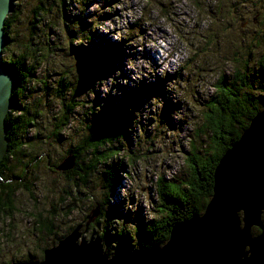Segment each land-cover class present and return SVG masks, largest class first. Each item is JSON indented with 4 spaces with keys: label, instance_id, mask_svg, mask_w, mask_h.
<instances>
[{
    "label": "rangeland",
    "instance_id": "1",
    "mask_svg": "<svg viewBox=\"0 0 264 264\" xmlns=\"http://www.w3.org/2000/svg\"><path fill=\"white\" fill-rule=\"evenodd\" d=\"M84 3L82 23L90 34L88 38L79 33L81 40L77 42H70V32L75 35L78 30L77 15L73 20L81 8L77 0H66L63 5L57 0L12 3L17 15L10 30L13 42L9 48L14 55L31 49V56L35 54L41 60L38 65L33 63L31 88L28 95L24 93L30 97L24 100L25 108L41 111L27 132L28 137H33L37 128L41 144L33 154L36 161L15 185L12 217L0 220V264L24 262L27 258L40 261L42 250L77 227L86 241L92 235L96 238L97 234L107 233V238H99L111 256L117 250L116 239L123 245L133 243L134 233L141 226L165 220L168 214L162 218L156 212L157 178L177 183L187 174L184 157L199 124V110L212 95L214 82L220 76L226 82L230 80L240 64H246L248 69V52L254 53L253 57L256 54L254 64L264 55V4L256 0ZM63 9L71 19L64 20ZM260 12L262 18L258 20ZM256 31L263 38L262 44H257ZM110 44L121 45L113 64L104 75L89 78L84 53L98 47L106 49ZM58 81L65 84L63 96L57 92ZM44 84L48 86V96ZM73 91V103L78 106L69 115L67 128L60 132L61 139L56 141L51 134L56 132L55 119L64 113L63 104L71 99ZM109 96L129 106L133 120L125 130L127 140L115 144L112 152L116 155L108 161L110 168L97 164L83 178L73 172L67 178L66 173L74 168L62 172L56 167L71 157L67 151L85 137L90 113L98 106L96 100ZM30 156L26 152L23 161H30ZM90 158L87 154L86 160ZM120 169L111 184L112 171ZM100 208L117 212L118 217L100 218V213L93 217ZM128 248L126 252L141 250Z\"/></svg>",
    "mask_w": 264,
    "mask_h": 264
},
{
    "label": "trees",
    "instance_id": "2",
    "mask_svg": "<svg viewBox=\"0 0 264 264\" xmlns=\"http://www.w3.org/2000/svg\"><path fill=\"white\" fill-rule=\"evenodd\" d=\"M57 1L61 5L66 2V0ZM256 2L264 4V0H256ZM77 3L81 8L78 7L73 20L78 17V21H76L78 30L75 35L70 32L72 37L70 42L80 41L81 39L77 37L79 33L80 36H88L89 38V29H85L86 24L82 23L85 14V9L83 8L86 7V3H84V0H77ZM102 14L103 11L98 15L101 16ZM16 15V10L12 6V11L7 15L4 24L7 41L2 51V62L6 69H11L14 72L16 82L12 93V107L5 118V137L8 140V151L0 164V220L12 217L14 210L13 199L16 191L15 185L23 180L27 173V168L36 161V156H33V154L36 152L37 146L41 144V139L37 137L39 133L37 128L34 129L36 133H33V137H28L29 133H27L29 128L33 126L35 118L41 114V111L36 108L32 110L30 106L26 109V103H24L26 97L30 98L29 96H24V93L28 95V89L31 88L29 84L33 81L31 77L33 71H35L33 63L38 65L41 60L35 54L31 56V49L14 55L12 53L13 50L11 51L9 48V44L13 42L10 30L14 28ZM63 18L64 20L71 19L70 16L65 15V9H63ZM261 18L262 13L258 14L257 19ZM256 38L259 41L257 44L263 43V38L260 36L259 31H256ZM120 47V44H110L104 50L98 49L93 51L94 53H84V59L87 62V76L90 78L93 75L102 76L107 73V67L113 64L115 52ZM253 54L250 52L246 54L250 59L248 69L246 64L243 66L240 64L235 67L230 80L226 82L220 76L214 82L212 95L208 96L203 107L199 110V124L196 127L194 139L189 142L190 147L186 157H184L187 169L185 177L177 183H172L171 181L165 183L162 178H157L156 188L159 195L157 205L159 209L156 212L162 218L166 214H168V217L163 221H153L147 227L141 226L134 233L133 243L123 245L116 239L117 249L126 252L129 249L128 247L142 249L150 244H163V242L167 241L170 229L174 225L202 213L212 194L213 174L219 160L239 140L241 133L248 127L249 121L264 108V55L258 58L256 64H254L253 59L256 58V54L255 57H253ZM251 65L254 67H251ZM251 69L254 70L252 71ZM256 83V87L252 90V86ZM64 85L63 81H58L57 92L59 95L63 96L65 92L63 89ZM244 86H249L252 91L244 88ZM242 89L244 92L239 93ZM44 91L45 95L48 96V86L46 84H44ZM75 93L76 91L70 93L71 99L66 104H63L64 113L59 115L58 118L56 117L55 124L54 126L52 125L56 132L52 131L51 134L54 135L53 139L56 141L61 139L60 132L67 128L69 115L78 106V104L73 103ZM118 103L114 97L110 96L102 101L96 100L98 106L96 109H92L90 113L91 120L85 129V137L76 147L67 151L68 156L74 158V169L66 173L67 178L71 176L72 172L83 178L84 175L92 172L97 164H102L106 169L110 168L108 161L116 155V153L112 152L114 151V146L121 140H127L125 130L127 125L133 120L130 117L131 113L126 101ZM99 149L102 151H98ZM26 152L31 155L30 161H23L22 159ZM87 154L91 156L89 160H86ZM116 168H119V166H116ZM120 171L121 169L112 171L111 184ZM16 172H20V174H16ZM82 172L83 175L81 174ZM104 175L105 173L103 172ZM109 187L108 185L107 188ZM99 213L100 218H102V215L103 218L110 215L114 216V218L118 217L117 212H106V209L104 210L103 208H100ZM96 223L99 222L97 221ZM262 224L264 226V214L262 215ZM259 232L257 228H254L251 234L256 236ZM97 236L101 237V239L108 237L107 233H104V235L97 234ZM125 241L127 242V240ZM138 242H141L142 245H138ZM108 243H110V240ZM43 251L45 250H42V253ZM26 261L33 260L27 258L24 262Z\"/></svg>",
    "mask_w": 264,
    "mask_h": 264
},
{
    "label": "water",
    "instance_id": "3",
    "mask_svg": "<svg viewBox=\"0 0 264 264\" xmlns=\"http://www.w3.org/2000/svg\"><path fill=\"white\" fill-rule=\"evenodd\" d=\"M13 1L0 0V163L8 150L5 118L12 107L16 82L14 72L2 62L7 41L4 24ZM263 110L219 160L212 195L202 215L174 225L166 243L131 252L117 249L108 256L99 237L92 235L86 241L77 227L43 251L42 259L33 264H264ZM73 166L74 159L68 157L56 170L65 172ZM97 215L98 211L92 214ZM254 226L261 231L252 237Z\"/></svg>",
    "mask_w": 264,
    "mask_h": 264
},
{
    "label": "bare ground",
    "instance_id": "4",
    "mask_svg": "<svg viewBox=\"0 0 264 264\" xmlns=\"http://www.w3.org/2000/svg\"><path fill=\"white\" fill-rule=\"evenodd\" d=\"M197 3H198V2H197ZM197 5H198V4H197ZM114 43H115V42H114ZM102 48H103V46H102ZM98 49H99V47H98ZM100 49H101V48H100ZM103 49H104V48H103ZM18 68H19V67H18ZM20 93H21V92H20ZM2 160H3V159H2ZM65 161H66V160H65ZM65 161H64V162H65ZM1 162H2V161H1ZM64 162H63V163H64ZM0 164H1V163H0ZM67 165H68V164L66 163V166H67ZM57 167H58V166H57ZM73 168H74V166H73ZM73 168H72V169H73ZM77 171H78V170H77ZM158 182H159V181H158ZM158 185H159V184H158ZM65 193H66V192H65ZM161 199H162V198H161ZM94 213H95V211H94ZM202 213H203V212H202ZM98 215H99V212H98ZM199 216H200V214H199ZM190 219H191V218H190ZM96 220H97V218H96ZM188 220H189V219H188ZM188 220H186V221H188ZM261 222H262V218H261ZM49 223H50V222H49ZM263 227H264V226H263ZM256 228L259 229V230L261 231L260 227L256 226ZM258 235H259V234H258ZM256 236H257V235H256ZM128 241H129V239H128ZM120 242H121V241H120ZM57 243H58V242H57ZM121 243H122V242H121ZM125 243H126V242H125ZM53 244H54V243H53ZM26 262H27V263H32V264L34 263V261H26ZM21 263H23V262H20V263H18V264H21ZM24 263H25V262H24Z\"/></svg>",
    "mask_w": 264,
    "mask_h": 264
}]
</instances>
